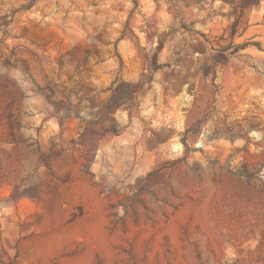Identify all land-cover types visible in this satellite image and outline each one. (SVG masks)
<instances>
[{
  "label": "rangeland",
  "instance_id": "1",
  "mask_svg": "<svg viewBox=\"0 0 264 264\" xmlns=\"http://www.w3.org/2000/svg\"><path fill=\"white\" fill-rule=\"evenodd\" d=\"M0 264H264V0H0Z\"/></svg>",
  "mask_w": 264,
  "mask_h": 264
}]
</instances>
